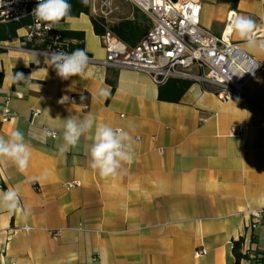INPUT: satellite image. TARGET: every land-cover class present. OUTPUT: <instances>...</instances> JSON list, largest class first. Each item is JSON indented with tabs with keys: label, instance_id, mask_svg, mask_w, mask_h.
Here are the masks:
<instances>
[{
	"label": "crops",
	"instance_id": "1",
	"mask_svg": "<svg viewBox=\"0 0 264 264\" xmlns=\"http://www.w3.org/2000/svg\"><path fill=\"white\" fill-rule=\"evenodd\" d=\"M201 4V26L216 35L232 10L256 22L254 33H264L263 0ZM128 14L125 20L141 23L139 14ZM27 26L0 40V120L8 98L12 113L0 136L19 129L32 147L24 172L0 158V193L15 189L20 199L14 212L0 207V264H236L232 246L240 238L244 252L264 254V218L252 231L248 214L264 209V37L248 47L234 31L231 36L260 66L244 87L246 97L223 102L192 82L172 102L180 85L157 86L146 72L106 65L91 16L55 24L61 33L83 32L92 59L84 75L68 80L41 54L20 47ZM17 73L29 77L27 84L13 80ZM101 88L107 97L98 96ZM89 112L98 122L130 127L139 140L133 163L115 177L90 168L91 141L84 137L66 153L58 149L63 119ZM234 125L249 130L231 137ZM46 128L57 137L45 139ZM70 182L81 186L65 189ZM201 250L205 255L196 257Z\"/></svg>",
	"mask_w": 264,
	"mask_h": 264
},
{
	"label": "built area",
	"instance_id": "2",
	"mask_svg": "<svg viewBox=\"0 0 264 264\" xmlns=\"http://www.w3.org/2000/svg\"><path fill=\"white\" fill-rule=\"evenodd\" d=\"M37 3L38 0H0V23H21L29 18L31 22L27 32L19 38L21 48L35 51L46 60L52 51L70 53V40L55 25L51 30L36 26L31 14ZM84 3L94 16L107 20L119 12V3L133 6L149 19L150 30L135 47H128L110 32L102 36L101 41L107 53L106 65L146 72L157 86H163L170 80L190 81L226 102L236 95L245 96V85L260 69L259 64L231 39L233 30L228 25L232 14H237L234 10L229 12L222 34L216 35L201 26V0H87ZM254 37L262 38L264 33H254ZM89 62H92L90 57ZM9 100L6 99L0 126L12 118ZM32 113L33 117L39 114L36 110ZM248 130L247 126L234 125L230 136L242 137ZM80 186L79 182L64 184L67 190ZM248 214L251 218L249 228L255 231L264 218V209L249 211ZM23 230L31 231L29 227ZM51 234L58 239L61 231ZM203 255L204 250L196 253V257Z\"/></svg>",
	"mask_w": 264,
	"mask_h": 264
},
{
	"label": "clouds",
	"instance_id": "3",
	"mask_svg": "<svg viewBox=\"0 0 264 264\" xmlns=\"http://www.w3.org/2000/svg\"><path fill=\"white\" fill-rule=\"evenodd\" d=\"M84 2H87V0H84ZM31 15L34 17L38 28L43 26L47 30H51L61 20L72 19L71 4L68 0H38ZM261 19H264V17ZM228 26L238 34L241 40L246 42L248 47H257L254 37L257 24L253 19L233 13ZM259 47L264 50V42H261ZM47 60L50 66L56 70L58 77L63 80L79 77L88 71L89 56L86 50L81 48H77L71 53L52 51L48 54ZM12 78L16 82L23 81L26 84L29 80V77L25 78L23 73H17ZM108 95V89L101 88L98 90L99 97H107ZM64 99L60 102L63 103ZM63 120V143L58 145L60 153H66L76 148L82 137L91 141L88 147L89 166L100 177L109 179L119 175L123 166L125 164L130 165L136 158V148L139 145V140L133 138L130 127L126 129L98 122L96 116L91 112L83 118L70 115ZM42 135L45 139L48 137L56 138L57 131L46 128L43 130ZM31 155L32 147L26 141L21 130H13L7 139L0 136V158L10 160L18 171L24 172L28 168ZM19 206L20 199L17 190L9 189L0 193V207L14 212ZM28 214L26 211L25 221Z\"/></svg>",
	"mask_w": 264,
	"mask_h": 264
},
{
	"label": "trees",
	"instance_id": "4",
	"mask_svg": "<svg viewBox=\"0 0 264 264\" xmlns=\"http://www.w3.org/2000/svg\"><path fill=\"white\" fill-rule=\"evenodd\" d=\"M68 2L71 4L72 18H78L82 14L91 16V22L94 28V32L97 36L102 37L107 32H110L128 47H135L150 30V21L144 15L141 16V23L132 20H122L118 23L112 24L103 17L94 16L90 12V8L84 3L83 0H68ZM237 2L238 0H235V5L237 4ZM30 22L31 20L28 18L22 23L0 24V40L5 41L16 38L17 31ZM62 35L70 40V53L77 48L84 49L83 42L85 39V34L83 32L64 31L62 32ZM169 84L180 85L178 94L175 95V97L171 98L172 102H179L184 91L192 84V82L185 80H170L163 86ZM159 99H164L162 91H160ZM244 243L245 241L243 238H240L238 241L233 242L232 253L235 257L236 264H241L242 261H249L252 264H264V254L255 251L244 252Z\"/></svg>",
	"mask_w": 264,
	"mask_h": 264
},
{
	"label": "rangeland",
	"instance_id": "5",
	"mask_svg": "<svg viewBox=\"0 0 264 264\" xmlns=\"http://www.w3.org/2000/svg\"><path fill=\"white\" fill-rule=\"evenodd\" d=\"M119 6H120L119 12L114 13L112 16L108 18L109 23H118L122 20L129 18L128 13H137L141 17V13L136 8L132 7L131 5L119 3Z\"/></svg>",
	"mask_w": 264,
	"mask_h": 264
}]
</instances>
